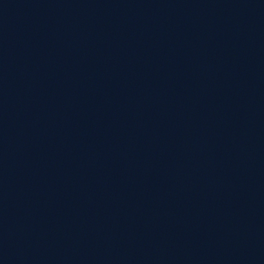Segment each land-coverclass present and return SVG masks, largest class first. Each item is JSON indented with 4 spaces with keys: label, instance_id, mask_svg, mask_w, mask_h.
<instances>
[{
    "label": "water",
    "instance_id": "95a60500",
    "mask_svg": "<svg viewBox=\"0 0 264 264\" xmlns=\"http://www.w3.org/2000/svg\"><path fill=\"white\" fill-rule=\"evenodd\" d=\"M0 264H264V0H0Z\"/></svg>",
    "mask_w": 264,
    "mask_h": 264
}]
</instances>
